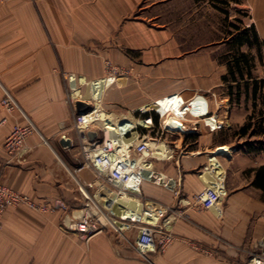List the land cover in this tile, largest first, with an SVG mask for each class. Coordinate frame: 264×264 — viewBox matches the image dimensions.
<instances>
[{"label":"crops","instance_id":"1","mask_svg":"<svg viewBox=\"0 0 264 264\" xmlns=\"http://www.w3.org/2000/svg\"><path fill=\"white\" fill-rule=\"evenodd\" d=\"M186 5L192 13L189 29L183 30L177 25L181 19L165 14L168 7ZM210 5V0L0 1V123L7 120L0 126L1 182L39 203L63 200L74 216L80 214L84 184L75 172L86 163L83 148L106 139L120 145L126 141L123 133L98 123L83 127L86 135L96 134L92 140L84 138L76 123L79 101L90 105L91 112L98 106L115 124L148 127L139 129L131 144L143 137L163 147L164 155L146 161L172 182L169 187L147 179L140 194L94 183L87 190L96 205L124 229H109L88 242L65 231L60 210L43 215L25 207L9 209L0 228V264H251L260 253L264 196L253 183L254 170L264 166V153L238 152L223 139L224 126L210 132L199 119L209 115L223 125L222 110L232 113L222 81L227 69L210 53L221 51L225 40L204 43V19L199 24L195 18ZM249 5L264 42V0H250ZM106 61L121 73L94 99L93 85L109 80ZM5 90L37 129L26 141L25 159L8 165L5 141L15 124L27 120L1 107ZM170 97L183 100V116L198 110L196 117L185 116L189 133L161 135ZM63 138L71 141L69 147L61 145ZM224 149L235 153L226 155ZM207 189L219 198L213 208L200 210L194 196ZM125 195L140 202L134 222L110 211L116 198ZM145 216L154 218L153 224L163 227L173 242L140 257L132 245L139 223L152 224L144 222Z\"/></svg>","mask_w":264,"mask_h":264},{"label":"built area","instance_id":"2","mask_svg":"<svg viewBox=\"0 0 264 264\" xmlns=\"http://www.w3.org/2000/svg\"><path fill=\"white\" fill-rule=\"evenodd\" d=\"M2 2L12 0H0ZM28 2H37L39 0H23ZM111 62L106 61L104 64V73L107 79L116 80L117 74L121 72ZM157 101L156 104H160ZM1 107L8 113H20L25 117L15 97L8 91H4V97L1 101ZM187 112V111H186ZM187 113H185V116ZM27 122L25 125L15 124L12 131L4 144V150L7 154V165L21 162L27 156L29 149L26 146L27 139L37 133L34 124L25 117ZM202 120L205 128L210 132H214L221 128L217 119L212 116L205 115L199 117ZM208 120H215L216 126L213 128L206 122ZM140 121V120H139ZM7 122L4 119L0 126ZM147 122V121H141ZM77 129L84 138H87L86 131L83 127L90 124L86 115H78L76 118ZM129 123V122H127ZM126 126V122L119 124V126ZM128 126V125H127ZM180 127L187 129V123L183 120ZM139 129L149 130L144 125L130 123L129 127L123 130L122 137L126 141V151H120L113 144L112 139H106L102 143L90 142L89 145L83 148L86 157V163L80 168L76 169V174L83 178L84 187L81 189V194L84 198V204L81 207L80 216H74L68 205L63 200L56 201L53 205L48 203L36 202L26 195H22L11 188L7 187L1 182L0 171V228L2 221L9 209H16L25 207L36 211L43 215L52 214L54 211L60 210L65 213V218L62 222V227L67 232L76 233L86 242L90 241L96 235L102 234L111 229L119 233V230L114 226L111 214H108L96 205L93 197L89 194L88 188L93 187L94 183L102 181L107 185L114 187L118 193H135L140 194V189L143 183L147 180L144 170L149 168L144 166L142 161L144 154L149 151L147 142L143 137H140L138 143L131 144L134 135ZM165 132L171 134H185L178 129L169 130L164 126L161 135ZM118 134V133H117ZM147 163V161H146ZM179 195L178 192H175ZM218 194L212 190H205L200 194L194 196L195 206L200 210H209L213 208L218 201ZM103 219V220H102ZM131 226H128L130 229ZM138 235L133 246L135 252L144 257L148 253H154L165 249L173 242L171 235L163 231V227L156 225L140 224L137 227ZM158 236V238H156ZM258 248L261 250L258 255L252 258L251 264H264V233L257 242ZM210 255V253H208Z\"/></svg>","mask_w":264,"mask_h":264},{"label":"rangeland","instance_id":"3","mask_svg":"<svg viewBox=\"0 0 264 264\" xmlns=\"http://www.w3.org/2000/svg\"><path fill=\"white\" fill-rule=\"evenodd\" d=\"M239 1L240 2L236 3L237 5H231L229 3L228 6H221L222 9L228 11V21L226 20L225 14L216 10L212 4L210 5V8L206 7L203 10H199V12H197L195 16L198 22H201V19H204L202 23L203 30H200V27H197L200 31L203 32L204 43L208 41L210 42V44H217V42H219L220 40H225V47H223L221 51H214V53L210 52L211 56L216 59L219 64L225 67L226 65L224 63V58L230 53V48L228 47L227 41V38L229 36L228 33L230 31H234L229 27V24L232 23L240 26L241 28L242 23L245 28H250V26L252 25L254 26V16L252 15V11L249 7L250 0ZM191 10L192 9L187 5L168 7L166 9L165 16L167 19L172 20L181 19V21L178 22L177 25L185 30V28L189 29V14L192 13ZM239 20L241 21V23L239 22ZM242 51L255 58V66L252 70V73H254V76L258 80H264V60L261 62L260 58H258V48L255 46L251 48L245 46L242 48ZM224 90V96L227 98L229 104L231 105L232 113L229 116V112L222 110L224 117L220 119V121L223 123V125H220L225 127V134L223 135V139L226 142H230V144H232L238 152L239 150H241V152L249 154V151H251V149L259 148L264 145V135H262L264 133V101H262V97H264V90L262 91V93H259L257 103L251 100V98L247 99V95L244 92L242 93L239 103L236 99L231 103L228 95V86L226 84ZM187 106L188 104L185 107ZM251 118L252 121H250ZM247 123H251V125L253 126L252 132L254 130L259 135L251 137L250 135L252 134V132H250L246 137H240L239 132L242 127L247 125ZM261 125L262 127H260ZM152 136L154 135L152 134ZM231 151V155H233L235 152L233 150ZM262 153L264 152H251V154H254L255 156L257 155L256 157L261 156ZM148 157H153V153H148V155L144 159L146 160ZM136 234H138V232ZM133 238L134 240L136 239L135 233L133 235ZM134 240L132 242H134Z\"/></svg>","mask_w":264,"mask_h":264},{"label":"trees","instance_id":"4","mask_svg":"<svg viewBox=\"0 0 264 264\" xmlns=\"http://www.w3.org/2000/svg\"><path fill=\"white\" fill-rule=\"evenodd\" d=\"M231 1L238 3V0H210L213 7L225 14L226 20L228 21V11L222 9L221 6H228ZM241 23V21L239 20ZM229 27L234 31H230L228 47L230 53L224 58V63L227 67V74L222 77V81L228 86V95L230 102L232 103L235 99L240 102L242 93L247 95V99L255 101L257 103L259 93L264 90V80H258L254 73H252L255 66V58L242 51V48L247 46L251 48L253 46L258 48V58L262 62L264 60V43L260 40L257 30L252 25L250 28H245L242 23V28L235 24H229ZM264 101V97H262ZM256 105V104H255ZM252 121V118L250 119ZM262 127V125L260 126ZM253 126L251 123H247L241 128L239 135L240 137H246L252 132ZM262 129V128H261ZM259 135L253 130L252 136ZM264 135V133L262 134ZM250 152L261 153L264 152V145L259 148H253ZM255 179L253 187L260 189L264 196V166L254 170Z\"/></svg>","mask_w":264,"mask_h":264},{"label":"bare ground","instance_id":"5","mask_svg":"<svg viewBox=\"0 0 264 264\" xmlns=\"http://www.w3.org/2000/svg\"><path fill=\"white\" fill-rule=\"evenodd\" d=\"M117 79V78H116ZM116 81V80H115ZM111 82H113V80H106V82H98L96 84L93 85V98L94 99H99V93H101L102 90H104L106 88V85L110 84ZM182 99H179L177 97H170L167 102L164 104V109L166 111V118H165V128L169 129V130H175V129H179L181 123H183V120L185 119V116H183V114L181 113V103H182ZM189 115V112L188 114ZM198 115V110L196 108H194V110L190 113L189 116H194L196 117ZM87 116V120L89 123L94 124V123H98V124H102L104 129L109 131V132H118V133H123V130L128 128L130 123H127L128 121H121L120 123H116L112 120L110 121L106 115H104L101 111L100 108L97 106L95 108V110H92V112H90ZM183 118V119H182ZM126 122V126L122 125L119 126V124H122ZM209 124L212 125V127L214 126V121L213 120H208L207 121ZM141 124H145V123H141ZM133 125H135L133 123ZM122 136V134H120ZM119 141L114 140V146H116V148L120 149V151H126V144L125 142H121L124 143L122 145H120V143H118ZM149 147V151L147 153L144 154L143 157V165L144 166H148L149 168L144 170V174L145 177L148 180L153 181L154 183H159V184H164L166 186L171 187L172 182L160 175L159 173H156L154 171H152V165H150L149 163H146V160L144 158H146V156L148 155V153H153V155H164L165 150L163 149V147H160L159 145L155 144L152 140H147L146 141ZM222 152V151H221ZM223 153L226 155H231V151H229L228 149H224ZM118 199V204H113L110 207V211L119 219H127L129 221H136V217L137 215H140V202L132 197H128L125 195L124 198H116ZM103 203V201H102ZM110 204V203H109ZM108 207V208H109ZM132 212V213H131ZM81 214H77V216H80ZM151 216H145L144 218V222L146 223H152L150 225H156L153 224V220L154 218H150ZM138 218V217H137ZM141 219V218H140ZM114 223V222H113ZM114 226L117 227V229H124V225L123 223L115 222ZM118 229V230H119Z\"/></svg>","mask_w":264,"mask_h":264},{"label":"water","instance_id":"6","mask_svg":"<svg viewBox=\"0 0 264 264\" xmlns=\"http://www.w3.org/2000/svg\"><path fill=\"white\" fill-rule=\"evenodd\" d=\"M76 109L79 112V115H86L89 112H91L90 105H88V104H86V103H84L82 101H79V102L76 103ZM178 130L183 131L185 133H189V130L184 129L182 127H179ZM87 137L92 140L94 137H96V134L90 132V133L87 134ZM61 145L69 147L71 145V141L69 139L63 138V139H61Z\"/></svg>","mask_w":264,"mask_h":264}]
</instances>
